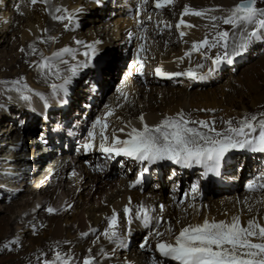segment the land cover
Masks as SVG:
<instances>
[{
  "label": "bare ground",
  "instance_id": "bare-ground-1",
  "mask_svg": "<svg viewBox=\"0 0 264 264\" xmlns=\"http://www.w3.org/2000/svg\"><path fill=\"white\" fill-rule=\"evenodd\" d=\"M2 1L3 0L0 1V10L3 7ZM29 1L31 2V0ZM97 1L59 0L57 5L59 8H61V15H63L62 13L65 12L64 9L67 10L66 15H74L72 21L74 24L80 15L79 11L77 10H81L87 5L95 4L97 3ZM52 2V0H37V2L34 4L31 2L32 9L36 12L32 13L29 18L21 17L20 12H15V14L13 13L15 17L14 19L18 23L22 24L23 21L25 22V25L23 24L20 26L19 31L18 28H16V31H18V39L15 41V44L13 42L11 43V41L13 40L10 41V38L7 35L9 27L5 31H0V88L6 86L8 87L12 85L14 81H20L22 78L25 77V75L28 74V70L30 69L29 66L33 65L35 66L33 69H35L34 77L37 80L36 82L42 84L41 86L46 90V92L54 94L52 96L49 95V97H46L44 99L48 102H52V100L55 101V99L60 98L59 95H55L58 90L60 91L59 93H62L64 91L60 89L53 90L51 85L62 83L63 77L70 74L67 72V69L72 64L86 60V58L82 55V53L86 50L84 42L90 44V42L94 38L92 39L80 35L78 34V31L75 36L68 37L66 33L67 30L71 28V25H73L72 22L67 24V28L64 26L62 28L60 27V29L58 30V34H60L61 38L58 37L59 40L56 44H53V42L50 43V41L46 37L47 30L50 27L49 19L53 12H55V8L50 9ZM149 2H151V0H149ZM237 2L238 0H173V3H171L172 6L165 8L166 10L169 9L168 12L172 15V7H175L173 10L176 11V14L173 15L174 18H171L172 20L169 17H165L167 15H164V11H160L155 21L144 20L140 23V20H136L135 23H125L123 21H120V19L116 18L113 23L118 28L117 30V28L115 27V29L119 31L121 38L125 39L126 45L136 38L135 42L137 49L133 58V61L135 62V64L133 65L134 72L137 70V68L141 66V64L145 65L147 62L142 58V56L145 55L144 49L147 47L153 49L152 44L150 43L155 42L156 40H161V45H159L160 57L159 59L156 58V61L150 63L156 68H161L162 71L166 73L183 72L191 68L203 77L201 79H197V84L201 86L207 83L208 80H210L211 78L215 79L217 75L222 74L220 66L216 67L215 71H213L211 74H208L209 69L212 68L213 65L212 62L210 64L205 65V62L208 61L209 58H205L204 53H206L207 57H214L218 53H222V48L218 45L217 47H215V49H201L200 51H197V53H200L201 55V58L197 60L193 58V42L201 41L205 38V36H207L211 42L212 38L215 36V33L217 31H213V24H215V22L209 19V16L215 15L218 17L220 14H226L227 12L217 10L212 11L208 15L202 17L188 14L185 15L183 19L186 21L187 24L193 25V27H185L182 25L181 28L178 30L176 28V24L181 19V13L183 12L185 5H188L196 10L215 9L217 7L227 10ZM148 5L149 4H146L145 6ZM46 7H48L47 11H45ZM116 7L117 4L112 5L110 2H108L104 8L100 7V9L103 11L113 12ZM37 9L39 10L37 11ZM118 12H120V14L123 13V11L121 10ZM141 16L143 15L141 14L140 17ZM166 18L168 20H165ZM4 20H6V15L0 12V23H2ZM138 21L140 23L139 25ZM167 21L170 25L173 24V27H168L167 24H165ZM102 23L104 24L105 22ZM106 24L108 25V23H105V25ZM143 25L144 27L143 29H141L143 31H138V27H141ZM251 27L252 25L249 28ZM249 28L247 26L242 25L241 29L230 32L229 44L238 43L241 34L249 32ZM100 31L101 30L98 31L99 34L105 32L101 31L100 33ZM181 31L186 33L183 37H181L180 35ZM141 36H143V39H141ZM73 38H75L74 41H72ZM76 41H82L83 44H77ZM10 44L11 48L8 49V45ZM52 44L54 46L53 52L59 51L63 47H68L75 50V59H73L72 54L69 53L68 55L66 53L63 56V60L67 61L66 64H54L56 68H58L60 71L59 78L54 74H49L47 70L42 72L40 68L36 67V64L33 63H39L42 61L40 57V52L37 50V47L40 45L41 48H48L50 45L52 46ZM30 45L32 47H30ZM141 45H143L142 50H140ZM175 45H177L179 49H177ZM250 45L251 42L249 43L248 47ZM33 47L36 49L35 52H33ZM96 47H98V45H96ZM21 49H23V51H21ZM186 52L190 53V55L185 56ZM138 55L139 61L137 59ZM181 57H183V59H179ZM263 58L264 57L261 58V61H263ZM237 63L238 62L233 58L232 67H236ZM122 64V57L118 58L113 56L104 64L97 66V71H92L93 74L91 73L92 75H95L96 73V76L93 79V83L100 87L101 84H103L101 83V80L104 77L112 76L111 78L113 79L115 75L120 72ZM197 65H202V67L197 68ZM91 74L86 77L88 79L86 80L85 86L83 88H78L81 92L83 91L87 93V90L88 93L90 92L88 89V83L90 82L89 79L91 78ZM136 76V79H131L129 87L130 89L126 87L127 85L125 86L127 91L123 94V96H120V98L117 99L115 103V107L117 108V111H115L116 114L113 113L114 116H111V118L115 119V123L112 124L110 128L111 134L112 136L113 134H115V136L119 137L121 140L128 138L127 134L131 131V128L133 127L141 129L143 127V124L145 123L149 126H154L156 124H159L160 121L165 118V116H175L179 112H183L185 114V117L192 121H194V118H197V120L213 119L215 122H220L225 118L232 116L231 114L235 112L234 109L236 107H240L237 106L240 104V102L238 104L236 103V97L240 98L241 102L244 103L242 94L240 93L241 91L234 90L233 88L231 89L232 94L226 93V91L224 90L225 87L222 88V86L219 88L216 87V89L212 91H200L199 93H191L190 91L189 93V91L183 86L179 89H168L167 87L163 88V86L162 88H157L155 87L156 84L154 83L158 80H153L147 75L142 76L136 74ZM252 80L253 79L248 76L245 77V79L243 80L242 86L245 91L249 90L248 87L252 84ZM191 81L193 80H190V82ZM152 89H156L158 92L161 93L162 96L161 98H159L161 99L160 104H158L157 102L158 98L153 96ZM132 91H134V93ZM40 92L41 91H39V93ZM91 95H93V98L101 96L99 92L91 93ZM32 99L33 100L31 101V106L28 103L29 107L24 106L26 109H19L17 112H12L10 109L6 110L4 107L0 106V118L6 113H10V111L11 113L9 117L16 118L17 113L21 114L23 113V110H25L26 113H24L23 116L26 117V123L30 129L34 126L48 127L51 122H54V120L66 121V119H70V116H72V114L68 113V111L69 109L73 108L74 102L69 101L68 104H65L66 110L62 109L59 112L47 111V113L45 114L46 119H43L42 117L40 118L39 114L45 112L44 105L43 103H41L42 101L39 102L37 98L34 97ZM250 102L251 107L252 105L255 107L258 104H263L264 92L260 96H251ZM85 104L88 108L91 105V103ZM83 109L84 107L79 109L78 114L73 117L74 119H76L77 124H82V116H86L90 113L88 109L87 111H83ZM141 116H143L144 118L143 122L140 119ZM107 118L109 120L110 116L108 115ZM0 123H2V119H0ZM69 123L72 124L71 120L69 121ZM73 126H75L74 132L80 131L79 126H76L75 124ZM11 128L15 127L12 126ZM120 129H123V131H120ZM5 132H8V130H5ZM48 141H50V139ZM256 154L257 152H254V154L252 153L248 157L250 159L252 158L251 156L257 157ZM247 155L248 154H244L241 156L234 155V157L226 155V159L224 158V160L221 162L218 174L209 172L207 176L211 175L212 178L214 177L215 180L219 182L221 176L220 174H222V172H220V169L222 167L221 171L223 170V173L227 171L231 172L230 175L223 177L226 182L227 180H229V177L237 179L241 173L236 172L245 163L244 159L248 158L245 157ZM83 156L86 157L88 155H81L80 160L78 162H69L58 166L55 169V172H53V174L44 181L41 186V192H39L40 194L38 199L39 208H46L44 212H30L31 215L28 218L27 216H18L14 218L12 223L15 224L21 222L26 226H37L38 223H41L46 224V227L45 230L40 233V236L36 241L33 240L31 242L29 240L31 243L28 246L25 245L22 248L20 254L21 256L19 255V258L13 260L14 257L6 255L3 259H0L1 263L3 262L4 264H12L14 261H16L13 264H29L33 262L34 256L38 255V252L41 253V256L52 255L51 257L54 258L55 254H49V250L52 247L56 248L57 246H59L62 247V252L60 251V253L66 259L74 257V255L72 256L71 253L73 250H75L77 254H75L76 257L74 258L77 261H80V258L84 257L87 252L91 254L92 257H94V264H138L139 262L141 264H152V262L155 260H153L154 254L152 252L145 253V256L143 255L144 257L141 258V256H138V253L136 252L135 248L128 249L127 243L128 239H130V232L132 230L136 231L141 227L135 215L136 210L140 205H144L152 213V215H150L152 219L149 223H153L150 228L155 227L153 228L154 237H152L154 241V246H156L158 239L173 242L175 235L179 233L181 228L187 225L203 223L205 218H207L209 221L224 220L230 222L232 217L238 216L240 218L242 226H247V221L250 219H255L256 221L264 225V193L259 195L257 191L245 192L243 193V195H239L238 191L240 187L238 186L237 182H234V180L233 182L228 181L227 185H224L222 187H211V189L213 190L211 194L212 198L216 196L218 192H223L222 190H224V194H226V200H221L222 202L218 204L212 206L208 203L206 204L204 202H200L199 196L195 197V200L192 202H190L189 200L191 198L186 197V200H184L185 198L182 199V203L180 205H172L171 202L164 201L165 199H161L157 195L155 197V194L157 193L153 189V187H147V190L140 193L138 192V190H136L135 187L133 188L132 186H130L132 185L130 182L126 183L122 180H118L114 184V191H112L111 189L114 187L113 184L111 185L112 181L106 179L103 168L99 166L100 163L102 164L103 162H105L104 158H100V163L95 164L96 160L90 158H87V160L85 158H82ZM121 159L125 160L124 158ZM125 162L127 163L126 160ZM227 163L232 164L225 166V164ZM148 165L150 164H148L147 162L143 164L144 167ZM56 166L57 163L53 166V168H50L51 170H46L44 172V175L38 182H42L45 177L51 171H53ZM224 167L225 169H223ZM233 169H236V171L234 172ZM250 170L251 168H249V170L245 174L249 175V173L251 172ZM204 171L205 169L201 166V169L195 170L191 173L189 172L191 176L192 174L196 175L195 177H193V183H196L197 180L200 181L205 178V175H203ZM165 172L166 170H162V175H160L159 179L156 178V180L159 181L161 187L159 191H162L166 185L163 178ZM263 175L264 173L260 172L258 174V177ZM173 177L174 180H179V177L181 176H178V174H176ZM67 178L71 179L70 182L66 181ZM182 179L183 177L181 178V180ZM251 179L252 178H248L247 180L251 181ZM64 180L66 182H64ZM130 181L133 182V180L131 179ZM218 188L219 191H216L218 190ZM196 192H198V190H196ZM90 201L93 204V207L88 211L83 210L85 206L90 203ZM78 203L82 208H79V210L76 209V213L71 216L72 219L69 221L70 223L68 222L69 219L66 221L68 223L62 221L60 218L62 213H65L66 210L69 209V206H73L74 204ZM95 204L96 207H94ZM126 205L134 211V218L132 219V227L130 226L131 229L129 233L124 230V226L121 223L118 224L117 231L121 236L120 243L110 242L106 237H103L104 235H102L100 237H96V239L94 240L95 242L93 241V243H82L80 245V243L83 242L86 237L91 236V234L94 232L90 231V229L96 230L97 228L102 226L103 222H107L108 218L112 215L113 210L117 212V215L120 218L122 208ZM161 205L163 206V209L159 208ZM49 207H52L57 210L60 209V214L53 218L51 217V215H48L47 217L46 210ZM5 208L8 209V206L6 205L4 207V211ZM156 216L161 218V220L159 221V225H157L158 222H156L155 220ZM139 220L141 221V219ZM3 221L4 220L1 219V224L6 223V220L4 222ZM161 224L163 225V227H161ZM169 228L171 229L170 232L167 231ZM156 232L163 233L164 235L162 237H157L155 235ZM82 233H88V235L85 236L82 235ZM12 235L14 236V234ZM13 236L8 235L4 241L2 240V242L4 244L11 245L12 250H16L19 246L18 243H20V237H15L19 239L15 240L13 239ZM13 240L16 243L10 244V242ZM3 243H0V249L3 247ZM65 245L67 247H65ZM152 248L155 250V247H150V249ZM169 260L167 261L163 259L159 263L177 264L175 261Z\"/></svg>",
  "mask_w": 264,
  "mask_h": 264
},
{
  "label": "rangeland",
  "instance_id": "rangeland-1",
  "mask_svg": "<svg viewBox=\"0 0 264 264\" xmlns=\"http://www.w3.org/2000/svg\"><path fill=\"white\" fill-rule=\"evenodd\" d=\"M52 1L53 2L50 6V9L55 8V12H53V14L51 15V17H50L51 20L49 19L50 27L47 30V36L46 37L48 38L50 43L53 42V44H56L57 41L59 40L58 37L61 38L60 34H58V30L60 29V27L61 28L63 26L65 27V25H67L68 22L66 19L65 20H57V19L53 18L54 16L61 15V12H56V9L58 7L57 4H58L59 0H52ZM106 4L107 3H104V2H102L101 5H100V3L99 4H97V3L90 4V5H87L88 8L85 7V8H82L81 10H79L80 15H79L77 21L74 23L75 25L73 24L74 29H72L75 32L68 29L66 35L68 37H72V36H75L77 31H78V34H80V35H83L85 37L92 38V39L94 38L90 42V44L95 42V41H100V44H98L97 49H98V51L102 50L105 53H106L107 48H108L107 46L110 45V50H111L110 53L106 56V58H104L103 60H101L99 62L98 66L104 64L107 60L111 59L113 56L119 58L120 55L122 54V52H124V54L126 55L124 58L122 57L123 58L122 66H125L126 65L125 62L127 63L128 61H133V58H134V55L136 52V51H134V48L136 50V42H135L136 38L132 41L133 43L130 42L131 44L130 43L127 45L125 44V39L121 38L119 31H117L118 28L113 23V21H115L116 18L120 19L119 16L115 15L116 17L115 16L112 17L113 16L112 11L111 12L110 11H103L100 9V7L104 8L106 6ZM2 5H3V7L0 10V12L2 14L6 15V20H4L2 23H0V31H5L9 27V31L7 32V35L10 38L9 39L10 41L13 40V41H11V43L13 42L15 44V41L18 39V31L20 29V26L23 24L25 25V22L23 21L22 24L18 23L14 19L15 17L13 15V13L15 14V12H20L21 17H28L29 18V16H31V14L36 12V11L32 9L31 2L29 0H3ZM170 6H172V5H170ZM256 6L258 8L264 9V0H257ZM47 8L48 7H46V10L45 9L44 10L47 11ZM172 8L174 9L175 7L173 6ZM173 9H172V11H173L172 15L169 14V12H168L169 9H167V10L164 9L163 13H164V15H167L165 17H169L170 19L174 18L173 15L176 14V11ZM38 10L39 9H37V11ZM62 14L65 15L66 12H63ZM119 14H120V12H119ZM168 15H170V16H168ZM224 15H227V13L226 14H220L218 17H222ZM13 19H14V21H13ZM80 20H81V25H79ZM165 20H168V19L166 18ZM102 22L108 23V25L107 24L105 25V23L103 24ZM214 22H215V25L217 28L215 27L213 29V31H227L230 33V32H233L235 30H239L242 28V25H241V26L234 29L232 27V25L224 24L223 20H221V19H218ZM165 24L170 25L168 21ZM251 25H252V27L249 28ZM115 27L117 28V30L115 29ZM143 27H144V25L141 27H138V31L142 32L143 30H141V29H143ZM171 27H173V24L171 25ZM247 27L249 28V32H251L253 30V28L255 27V25L249 24V25H247ZM16 28H18V31H16L17 30ZM99 30L105 31V32L101 33V31H100L101 34H99V32H98ZM91 36H93V37H91ZM50 37L54 38V39H49ZM74 40H75V38L72 39V41H74ZM38 41H39V39H38ZM160 42H161V40L160 41L156 40L155 42L150 43V44H152L153 49H150L148 47L145 48V50L146 49L147 50L144 51L145 55L142 56V58L144 60H146L148 63L146 62V64L143 66L142 74L137 72V70L135 71V74H139L142 76L147 75V76H149V78H151L153 80L154 79L158 80L154 83V84H156L155 87L162 88V86H163V88L167 87L168 89H175V88L179 89V88H182V86H183L184 88H186L189 91V93H190V91H191V93H196V92L199 93L200 91H203V92L212 91V90L216 89V87L219 88L221 86H222V88L225 87L224 90L228 94H230V93L232 94V91H231L232 88L234 90L241 91L240 93L242 94L244 103L241 102L240 98H237V97L235 98V101L237 104L240 102V104L237 105L238 107L239 106L240 107L239 108L236 107L235 108L236 110L234 109L235 112L233 114H231L232 116H229L228 118H225L224 120H222L220 122H218V121L215 122L213 119H204L205 121H208L210 123L214 122V127L218 131H222L227 127V125L224 123V121H226V120H232L233 126H236V125L238 126L237 122L242 117H244L245 115H249V116L253 115V114L258 115L259 113L264 112V102L261 105H259V104L256 105L257 107L256 106L254 107L253 105L251 107V102H250L251 96H255V95L260 96L264 92V58H263V61H261L262 60L261 58L264 57V30H261V38H259V39L253 38L251 40V45L245 51H243L240 55L233 57L238 62L236 64L237 65L236 67H232V63L229 64L226 61L222 62L219 65L220 69L222 71V74L217 75V77L215 79L211 78L213 80L210 79V80H208L207 83H205L204 85H201V86L197 84V78H193V77L187 76V75L171 76V77H167V76H165V77H162V76L158 77L157 76L156 77L155 76L154 72H152V66L153 65L150 62L156 61V58L159 59V57H160V54H159L160 53V46L159 45H161ZM84 43H86V42H84ZM53 44H52V46L50 45L48 48L44 47L45 49L41 48L40 45L37 47V50L40 52L41 59H43L42 57H49L52 54V52L54 50ZM235 44L236 43L229 44V48H228L229 52L232 51ZM175 46L177 49H179V47H177V45H175ZM10 48H11V44L8 45V49H10ZM98 51H97V55L94 58H96L98 55H100L98 53ZM222 53H223V49H222ZM222 53H220V54H222ZM67 54L69 55V53H67ZM127 56H128V58H130V56H131L132 60L130 58L127 61V59H128ZM67 58H68V56H67ZM193 58L197 59V60L199 58H201L200 53L193 51ZM211 58H213V57H209V60L205 62V65L210 64L212 62ZM62 59H64V57H62ZM53 63L58 65L61 63V61L57 59V60H54ZM29 67H30V69L28 68L29 69L28 74L25 75V77L22 78L18 84L13 83L14 85L12 84V85L8 86L9 88L7 86L0 88V106L4 107L6 110L10 109L12 112H17L19 109L20 110L26 109L25 108L26 106L29 107V104H30V106L32 105L31 101L33 100L32 98H34V97L37 98L39 100V102L42 101L41 103H43V105H44L45 102H48L44 98L49 97V95H51V96L54 95L53 93L50 94L49 92H46V90L41 86L42 84H39V82H36L37 80L34 77L35 69H33L35 66L30 65ZM133 69H134L133 66L132 67L130 66V68H128V70H127V66H125V68L122 69L121 71L122 72L125 71L124 74L126 76L127 73L131 74L130 71H132ZM92 71H94L93 68H89V67L85 68V71H84L85 74L82 77H79L80 74H77L75 77L72 78V83L76 84L75 87L72 86V83L67 85V87H69L70 90L72 91L70 102L71 101L74 102L73 108L77 109V111H79L78 110L79 106H81V108H83L84 105H86L85 104L86 102L84 101V95H83V94H85V92H83V91L81 92L78 88L79 87L83 88L85 86L86 80L88 79L86 77L89 76L92 73ZM247 76L252 78L253 80L251 81L252 84L249 85V87H248L249 90L245 91L243 86H242V83H243V80L245 79V77H247ZM136 78H137V76L135 77V79ZM190 80H193V81L190 82ZM116 81L117 80H115L114 82L116 83ZM101 83H103V80H101ZM24 85H27V87L25 88ZM129 87H130V85L128 86V89H130ZM17 89H20V91H17ZM60 90H62V89H60ZM152 90H153V96L158 98L157 102H158V104H160L161 99H159V98H161V96H162L161 93L158 92L156 89H152ZM15 91H17V92H15ZM39 91H41V92L39 93ZM24 92H28V94H29L28 100L21 99V93L24 94ZM59 92L60 91L58 90L55 93V95H58ZM132 92L134 93V91H132ZM79 93L82 95H80ZM35 95H37V96H35ZM109 95H111V94H108V91L105 92L100 97V101H102V98L106 99L104 102H107L108 99H110V101H111V98L109 97ZM88 104H90V103H88ZM89 108H91L89 110V111H91V113L95 112L94 111L95 106H93L92 103L89 106ZM11 111H10V113H11ZM115 111H117L116 107L111 109L113 116H114V114H116ZM10 113L8 112L2 116L3 118L2 117L0 118V119H2V123H0V243H3L2 240L4 241L8 235L13 236L12 234H14L13 239H15V240H19L15 237H20V240H19L20 243H18L19 246L17 247L16 250H12L11 245L3 243L4 245L0 249V259H3L6 255H8L10 257H14L13 260H16L17 258H19V255L21 254V250L25 245L28 246L33 240L36 241L39 238L40 233L45 230L46 224L38 223L37 226H31V225L26 226L25 224H23L21 222L15 224V223H12V221L14 220L15 217H18V216H27V218H28L32 212L34 213L37 211H40V212L45 211V209H46L45 207H43V208L38 207L39 206V200L38 199H39V194H40L39 192H41V186L44 183V181L47 178H49L53 174V172H55V170L52 172V174H50L51 173L50 172L42 182H40V183L38 182V181H40L41 177L44 175V172L50 168H53V167H50V165H42V163H34V160L22 159L21 156L23 154L21 152H23V151L20 149L24 150L23 147H25V149H29L30 146H32L33 148H39L40 147V146H35L33 144H29L28 139H27L28 136L25 134L26 131H27V133H29V132L34 133L35 131L38 130L37 128L39 126H34L33 128L29 129V127L26 123L27 122L26 117L23 116V114L26 113L25 110H23V113H21V114L17 113L16 118H10L9 117ZM112 115H109L110 119L115 122V119L111 118ZM110 119H109V121H111ZM199 120H202V119L197 120V118H194V121H199ZM12 126H14L15 128H11ZM50 126L51 125H49L48 127H50ZM24 129H26V130L24 131ZM5 130H8V132H5ZM42 132L44 133L45 129H39L38 134H40ZM20 147H22V148H20ZM33 148H30L31 149L30 151H32ZM237 152H238V150H237ZM86 155H88V154H86ZM227 155L230 157H234V155H236V150H232ZM239 156H241V155H239ZM245 157H247V156H245ZM82 158H85V159L90 158L91 159V157L89 155L86 157L83 156ZM102 158H104L105 162L102 161L103 163L101 164L100 161L98 160L95 162V164L100 163L99 166L103 168L106 179L113 182V183L111 182V185L113 184V186H114L115 182H117L118 180H122L123 182H126V183H128V181H130V179L133 180V182L136 180V171L137 170L132 169L131 171L126 172L124 167L120 164L122 162H125V160L120 159L117 162H112V164H109L110 160H108V158L107 159L105 157H102ZM248 158L244 159L245 163L236 172V173H241L240 176L237 179H233V177L232 178L229 177V180H227V182L228 181L233 182V180H234V182L238 183V186L240 187L239 191H238L239 195H243V193H244V191H243L244 188L240 184H242V181L244 179H247L248 177L250 178V177L254 176V179H252V180L257 185L264 184V176L262 177V180L259 183V179H257V175H254V169L252 168V167H254V165L258 166L261 163L262 166L260 165V166H258V168L256 166L254 167V168L258 169L257 171L255 170V173H257L260 171L259 169L264 168V162L260 161L258 164L257 159H250L249 158V160H248ZM261 159L264 161V153H262ZM169 162H172V161H169ZM249 163H251V164L249 166H247ZM63 164H65V162H61V163L57 164V166L55 168H57L58 166L63 165ZM229 164H232V163H227V164H225V166H227ZM105 167H108V168H105ZM119 167H120V169H119ZM128 167H129V165H128ZM249 168H251V170H250L251 172L249 173V175H246L245 173L249 170ZM198 169H201V166L200 165H194L191 172H194L195 170H198ZM221 169H222V167H221ZM221 169H220V172H222V174H223V170L221 171ZM223 169H225V167ZM233 171L235 172L236 169H233ZM262 172H264V170ZM228 173L225 172L224 174H226L227 176L231 174V172H228ZM222 174H220V175L222 176ZM173 176H174L173 171L171 172V171L167 170L165 172V175L163 178H164L166 185L162 191H159V189H161V187H160V184L158 183V180H156V179L152 180L150 183L151 185H149L147 187H153V189L157 193V194H155V197H156V195L157 196L160 195L159 197L161 199H165V193L166 192L170 191V193H172L171 192L172 189H171L170 185H172L174 182H176V180H174ZM195 176L196 175L192 174L191 179L193 180V177H195ZM221 176H220V180H219L220 184L218 186L222 185ZM207 177L210 178L211 175L207 176ZM70 180H71L70 178L66 179V181H68V182H70ZM186 180H187V176L183 177L181 182L184 183ZM236 180H238V181H236ZM66 181L64 180V182H66ZM170 181L172 184H170ZM133 182L131 181L132 185H133ZM244 182H247V180H244ZM156 183H158V184L155 185ZM132 187L133 188L135 187L136 190H138V192H140V193L145 191V190L140 191L139 184H134ZM114 189H115V186L111 190L114 191ZM222 191L223 192H218V194L216 195L217 197L214 196L213 198L211 197V195L206 194L204 196V198L201 199L200 202H204L206 204L208 203L212 206L215 204H218V203L226 200V196H225L226 194H224L225 193L224 190H222ZM246 192H248V191H246ZM263 193H264V189H262L261 191L258 190L259 195H261ZM161 194H163V195H161ZM174 194H175V197L179 199L178 192H175ZM209 197H211L212 199ZM184 200H186V199H184ZM79 201H80V199H79ZM6 205L8 206V209L5 208V211H4L3 209ZM76 207H78V208H76ZM92 207H93V204L90 201V203H88L87 206H85V208L83 210L88 211ZM94 207H96V204L94 205ZM79 208H82L79 203L74 204L73 206L72 205L69 206V209H67L65 213H62V215L60 217L61 220L64 221L65 223H68L72 219L71 216L74 213H76V211L79 210ZM46 212H47L46 213L47 217H48V215H51V217L53 218V217L59 215L61 210L56 209V211L52 212V213H49L46 210ZM1 219L4 221L6 220L7 224L6 223L1 224ZM67 220H68V222H66ZM107 227H108V220H107V222L106 221L103 222L102 226L97 228L91 234V236L86 237L83 240V242L80 243V245L82 243H88V244L93 243V241L96 239V237H100L103 235V233H104L105 229H107ZM142 227H140V229H138L136 231L132 230L130 232V239H128V243L130 244V245H128V249L129 248H135L136 252L138 253V256L139 257L141 256V258L144 257L143 255H145L143 253V251H141V249L139 250L140 245L143 243L142 237L144 240V235L142 233H143V230H145V229L144 228L142 229ZM161 227H163L162 224H161ZM119 228H118V230H119ZM152 228H155V227H152ZM153 231L154 230H151V232L147 233L149 238L154 237ZM128 233H127V235H128ZM103 237H105V236H103ZM12 243L14 244L16 242L13 240L10 242V244H12ZM65 247H67V246L65 245ZM61 248L62 247H59V246H57L56 248L52 247L49 250V254H55L57 251L60 252L62 250ZM146 249H148V248H146ZM151 252L154 255L156 253V251L153 248L151 249ZM75 254H77V253L75 250H73L71 255L72 256L74 255V257H76ZM36 256H34L33 262L29 263V264H44L45 261H52L54 259L51 257L52 255H50V256H47V255L43 256L42 255L41 256L40 252H38V255H36ZM88 256L92 257L91 254L86 252V255L84 256V258L88 257ZM10 257H8V258H10ZM74 257H70L68 264H71V263L72 264H83V263H81V258H83V257L80 258V261H77ZM8 258H6V259H8ZM153 259H154V257H153ZM166 260L168 261L169 259L166 258ZM156 261H153L152 264H160L159 262H161V260H159L157 262ZM14 262H16V261H14ZM0 264H4V263L0 262ZM9 264H11V263H9ZM24 264H26V263H24ZM58 264H59V262H58Z\"/></svg>",
  "mask_w": 264,
  "mask_h": 264
},
{
  "label": "snow or ice",
  "instance_id": "snow-or-ice-1",
  "mask_svg": "<svg viewBox=\"0 0 264 264\" xmlns=\"http://www.w3.org/2000/svg\"><path fill=\"white\" fill-rule=\"evenodd\" d=\"M31 2L34 4L37 0H31ZM171 3H173V0H156L155 7L161 8ZM256 3L257 0H238L237 3L227 10L219 7L196 10L185 5L181 13V19L176 24L178 30L182 25L193 27V25L187 24L183 19L185 15L191 14L202 17L217 10L226 11L227 15L222 17L211 15L209 19L212 21L221 19L224 24L232 25L234 29L241 25H255V28L251 32L241 34L239 42L235 44L231 52L228 51L229 32L227 31H217L211 42L207 36L201 41L193 42L192 51L194 52L201 49L210 50L218 45L223 49L222 54L218 53L215 57L211 58L213 67L209 69L208 74L215 71L216 67L224 61L231 64L233 57L245 51L253 38H261V30H264V9L258 8ZM56 11L60 12L61 8L58 7ZM64 11L67 12L66 9ZM137 15H139V10ZM53 18L57 20L67 19L69 23L73 20L72 14L54 16ZM167 26L171 27V25ZM65 27L67 28L68 25H65ZM213 27L215 28L216 25L213 24ZM185 34L183 31L180 32L181 37ZM49 39L54 38L50 37ZM141 39H143V36H141ZM76 43L83 44L82 41H76ZM99 43L100 41H95L85 45L86 50L82 55L86 60L72 64L67 69L70 75L64 76L62 83L52 84V89H62L66 93L68 91L67 85L72 83V78L81 69L92 65L93 58L97 55L98 51L96 45ZM30 47L32 46L30 45ZM142 49L143 45L140 46V50ZM35 51L36 49L33 47V52ZM66 53L72 54L73 59H75V50L66 47L53 52L50 57H43L39 63H33L42 72L47 70L49 74H54L59 78L60 71L56 68L53 61L58 59L61 63L66 64L67 61L62 59ZM188 55L190 53L186 52L185 56ZM204 55L205 58H209L206 53ZM137 59L139 61V55ZM179 59H183V57ZM142 67L143 65L141 64L137 68V72L142 74ZM199 67H202V65H197V68ZM155 73L157 76L162 77L187 75L197 79L203 78L191 68L183 72L166 73L157 67ZM13 83L18 84L19 81H14ZM24 87L26 88L27 85H24ZM17 91H20V89H17ZM21 99L28 100L29 97L21 93ZM111 114L112 112L109 110L105 113V116ZM140 119L143 122V116ZM224 123L227 127L222 131H218L214 127V122L210 123L205 120L192 121L187 119L183 112H179L175 116H165L159 124L154 126H149L145 123L141 129L131 128V131L127 134V139L121 140L113 134L110 143H105L108 140V137L104 134L107 123H102L101 118L98 117L93 127L95 128L96 124L101 125L99 135L102 142L99 145V149L103 153L122 154L136 161L147 162L148 164L168 160L183 167L200 165L205 169L203 175L207 176L209 172L218 174L221 162L232 150H249L264 153V112L258 115H245L237 122L238 126H233L232 120H226ZM120 131H123V129H120ZM88 136L89 142L83 145L85 151L93 147L91 141L95 138L96 133L90 131ZM144 171H147V169H144ZM140 182V178L137 177L133 185ZM247 187L250 190L256 187L264 189V184L257 185L254 181H249ZM192 190L193 192L196 191V185H193ZM161 209H163V206H161ZM47 211L52 213L56 209L49 207ZM123 212L130 222L132 209L126 205ZM135 215L145 225L152 219L150 210L144 205L138 207ZM117 226L118 215L113 210L112 215L108 218V227L103 233L110 242L120 243L121 241ZM90 231L95 230L90 229ZM167 231L170 232L171 229L169 228ZM82 235L86 236L88 233H82ZM155 235L162 237L164 234L156 232ZM147 245L148 237H145L144 243L140 247L145 248ZM155 250L161 257L171 259L177 262V264H264V225L255 219H250L247 221V226H242L238 216L232 217L230 222L224 220L209 221L205 218L203 223L187 225L181 228L179 233L175 235L173 242L158 239ZM69 259L64 258L57 251L54 259L52 261H45L44 264H58V262L59 264H68ZM93 261L94 257L88 256L84 258L83 264H93Z\"/></svg>",
  "mask_w": 264,
  "mask_h": 264
},
{
  "label": "trees",
  "instance_id": "trees-1",
  "mask_svg": "<svg viewBox=\"0 0 264 264\" xmlns=\"http://www.w3.org/2000/svg\"><path fill=\"white\" fill-rule=\"evenodd\" d=\"M109 45V44H108ZM108 48H107V51H106V53L110 50V45L109 46H107ZM98 53L99 54H105V52L104 51H102V50H100V51H98Z\"/></svg>",
  "mask_w": 264,
  "mask_h": 264
}]
</instances>
